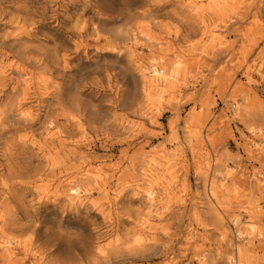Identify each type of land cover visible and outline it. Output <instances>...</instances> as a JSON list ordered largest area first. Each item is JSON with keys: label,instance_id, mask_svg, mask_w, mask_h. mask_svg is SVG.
Instances as JSON below:
<instances>
[{"label": "rangeland", "instance_id": "1", "mask_svg": "<svg viewBox=\"0 0 264 264\" xmlns=\"http://www.w3.org/2000/svg\"><path fill=\"white\" fill-rule=\"evenodd\" d=\"M0 65V264H264V0H0Z\"/></svg>", "mask_w": 264, "mask_h": 264}, {"label": "bare ground", "instance_id": "2", "mask_svg": "<svg viewBox=\"0 0 264 264\" xmlns=\"http://www.w3.org/2000/svg\"><path fill=\"white\" fill-rule=\"evenodd\" d=\"M120 35H121V39L124 40V41L125 40H129V39L133 40V37H131L129 34H127V32H122ZM4 71H5L4 70V66L0 65V75L2 73H4ZM154 72H155V74H158V75L160 74V71L156 67L154 68ZM172 74L173 73H171V75ZM143 89L145 91L152 89L151 81L144 80L143 81ZM9 115H10V113H6L5 114L6 118L10 117ZM29 115H31V110H22L19 113L20 118H26L27 119ZM210 190H212V192H213L214 191L213 187H211ZM80 196H81L80 195V187L69 186L67 188L66 198H67V202L70 204V206H72L73 204L77 203L78 201L80 203H82L83 201L82 200L80 201V199H81ZM147 198L150 201V205H149L150 210L149 211H151L152 210L151 208L154 207V205H155L154 194H153L152 191L148 193ZM234 221H235V223H237L239 221V218L238 217L234 218ZM253 229H254V227H253ZM250 233H251V228H250ZM260 233H262V231H260ZM238 234L239 235H243L244 233H243V231L239 230ZM238 249H239V246H238ZM229 260L231 262L237 263L236 257L229 256Z\"/></svg>", "mask_w": 264, "mask_h": 264}]
</instances>
